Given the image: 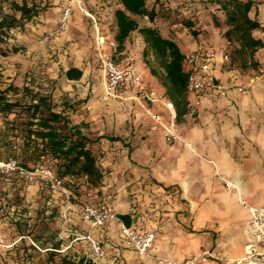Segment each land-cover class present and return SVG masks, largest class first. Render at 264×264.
Masks as SVG:
<instances>
[{
	"label": "crops",
	"instance_id": "obj_1",
	"mask_svg": "<svg viewBox=\"0 0 264 264\" xmlns=\"http://www.w3.org/2000/svg\"><path fill=\"white\" fill-rule=\"evenodd\" d=\"M154 1L149 0L147 6L152 8ZM186 1L188 10L184 13L193 16L194 25L201 27L197 37L187 28L181 29V24H174L171 32L157 19L151 22L148 16H132L140 27H156L164 37L176 41L183 54L200 46L216 51V80L228 86L255 83L247 92L232 87L227 96L203 97L199 105L195 104L197 96L186 92V111L177 119L176 107L174 111L167 110L135 90L108 96L105 74L98 71L99 81H95L90 67L76 60L75 55L73 63L62 72L65 81L87 86L82 129L92 138L96 135L94 139L100 137L94 148L100 146L104 153L99 163L104 173L102 200L118 214V218L102 226L92 227L84 221V233L105 241L107 255L100 264H157L156 257L185 260L215 244L218 247L213 249L222 255L240 258L248 239L249 218L242 199L253 205L264 203V81L258 78L259 71L264 70V0H238L251 3L248 16L260 24L252 35L263 46L253 53L224 35L227 14L221 4L226 0ZM167 2L177 6L180 0ZM86 3L95 10L106 33L120 44L115 17L116 9L122 7L120 0ZM80 13L86 15L83 10ZM83 15L75 13V22L80 18V28L86 27ZM86 31L82 30L83 35ZM228 40L230 58L225 60L219 51ZM76 45L80 44H71L70 51L75 52ZM91 45L97 63L93 37ZM119 50L120 61L132 58L148 86L168 97L164 69L139 29L128 35ZM70 67L83 70L82 77L69 79L66 71ZM94 89L100 94L93 95ZM151 110L163 116V124L153 130ZM88 124L90 128L84 129ZM164 128L172 129L177 138L166 142ZM231 181L237 186L228 188L227 182ZM136 212L144 214L147 225L156 233L150 256L130 247L121 234L120 216L129 215L132 221ZM85 259L91 260L90 255ZM219 263L210 258L197 264Z\"/></svg>",
	"mask_w": 264,
	"mask_h": 264
},
{
	"label": "rangeland",
	"instance_id": "obj_2",
	"mask_svg": "<svg viewBox=\"0 0 264 264\" xmlns=\"http://www.w3.org/2000/svg\"><path fill=\"white\" fill-rule=\"evenodd\" d=\"M14 1L22 3L24 0ZM26 1L29 6L36 4L39 14L31 21L24 22V25L11 30L0 29L1 88H11V92L19 95L28 88L33 94L51 96L58 110L66 107V113L72 122H80L83 126L86 101L83 96L87 86L65 81L62 72L73 63L75 58H72L75 55L76 60L81 59L90 67L92 78L99 81L91 45V19L80 13L81 9L76 0ZM71 1L74 11L68 25L63 29L60 18L64 6ZM87 6L91 13H95L88 3ZM176 7L179 9L181 6L160 8V16L157 18L160 26L170 28L171 32L174 24H181L180 20L188 16L175 9ZM75 13L83 15L85 28H80V18H77L79 22H75ZM5 15L19 18L20 12L14 11L10 2L0 3V21ZM180 28L184 29L182 26ZM85 29L87 31L83 35L82 30ZM85 39L87 43H84ZM78 43L80 45H76L77 50L70 51V45ZM85 44L86 48L82 49L81 46ZM14 48L19 50L14 52ZM74 91H77L75 97L72 96ZM93 91V95L97 93L95 89ZM110 105L107 103L108 107ZM154 124L153 121L151 130ZM88 128L90 124L84 126V129ZM164 130L165 128L162 136L170 143ZM94 150L100 163L104 155L102 148L97 146ZM10 159L1 161L7 162ZM40 166L42 165H37L32 170L25 169L26 173L18 168L9 172L0 171V264H78L81 258L85 259L91 253L90 243L78 238L76 231L79 234H84L85 231V222L80 211L81 202L86 199L102 200L104 196L99 191L100 186L87 185L85 179L80 178L77 181L78 186L70 187L62 183L60 188L54 190L50 174L42 172ZM101 240L105 245V241L102 238ZM57 243L60 244L59 248L54 247ZM217 247L216 244L213 245V248ZM219 264L227 262L220 261Z\"/></svg>",
	"mask_w": 264,
	"mask_h": 264
},
{
	"label": "trees",
	"instance_id": "obj_3",
	"mask_svg": "<svg viewBox=\"0 0 264 264\" xmlns=\"http://www.w3.org/2000/svg\"><path fill=\"white\" fill-rule=\"evenodd\" d=\"M10 2L14 11L20 12V17L5 15L0 21V29L11 30L24 25L39 14L36 4L29 6L26 0L19 3L14 0H0V3ZM122 7L115 11L118 26L117 39L122 44L128 35L136 29L143 34L153 53L164 69V85L168 97L175 103L177 119L186 111L187 75L183 70V57L176 41L164 37L158 28L153 26L140 27L132 15L148 16L151 22L160 16V8L170 6L167 0H155L152 8L147 6L149 0H120ZM158 3V7L156 4ZM186 0H180L175 9L180 12L188 10ZM183 6V8H182ZM227 14L228 29L224 35L228 39H236L251 49L253 53L263 42L252 35V31L260 28L259 22L248 16L250 2L226 0L221 4ZM164 16V15H163ZM193 16L188 14L180 20L182 27L197 37L200 26L194 25ZM119 44V45H120ZM14 48L13 51H18ZM83 70L70 67L66 71L69 79H80ZM82 125L73 123L66 113V107L57 109L53 98L47 95L33 94L28 88L22 94L11 92V88L2 89L0 85V160L14 158L18 166L32 170L37 165L48 167L64 184L78 186V179L84 178L91 186H101L104 173L99 166L94 144L100 137L94 139L85 133ZM69 182H72L69 183ZM100 191V190H99ZM86 199L81 202V206ZM102 201L97 200L95 202ZM126 224L131 223L129 215H121ZM59 243L55 248H59ZM69 262L63 263L68 264ZM75 264V262H71ZM78 264H95L92 260L81 258Z\"/></svg>",
	"mask_w": 264,
	"mask_h": 264
},
{
	"label": "built area",
	"instance_id": "obj_4",
	"mask_svg": "<svg viewBox=\"0 0 264 264\" xmlns=\"http://www.w3.org/2000/svg\"><path fill=\"white\" fill-rule=\"evenodd\" d=\"M76 1L79 8L91 19L93 41L97 54L96 65L98 71L103 72L106 76V94L108 96H116L121 92L135 90L146 100L160 102L167 110L174 111L175 103L166 95L158 94L148 86L142 73L136 69L132 58H127L125 61L118 59L120 52L118 41L106 33L96 13H91L87 8L86 0ZM73 11L74 6L72 1L64 6L60 18L61 28H66ZM230 45L231 41L228 40L226 46L219 51L225 60H229L230 58ZM216 54V51L203 46L184 54L182 65L187 75L186 92L197 96L196 105L200 104L203 97H225L232 87H235L240 92H247L255 84L228 86L217 81L213 74V64ZM259 73L260 76L258 78L264 81V70L261 69ZM150 114L155 123L152 126L153 129H156L159 124H163L161 112L151 110ZM164 135L169 141L177 138L176 133L170 128H165ZM15 168L20 169L22 173L27 172L24 168L18 166L16 159H10L7 162L0 160V171L9 172ZM39 169L44 173L50 174L51 186L54 190L60 188L63 181L56 177L50 169L45 168L43 165ZM227 186L228 188L233 187L230 182H227ZM243 205L249 212L247 220L248 239L244 245V253L240 258L231 259L222 255L218 250L207 249L182 261L156 257V263L197 264L213 258L219 261H226L227 263L264 264V203L253 205L244 200ZM81 218L92 227H96L105 225L109 221L118 218V214L107 201H86L81 206ZM121 234L130 247L142 255L150 256V250L156 240V233L147 225L144 214L136 212L130 224H126L121 220ZM78 238L90 243V258L94 263L100 264L106 258V248L100 240L95 239L90 233L78 234Z\"/></svg>",
	"mask_w": 264,
	"mask_h": 264
},
{
	"label": "bare ground",
	"instance_id": "obj_5",
	"mask_svg": "<svg viewBox=\"0 0 264 264\" xmlns=\"http://www.w3.org/2000/svg\"><path fill=\"white\" fill-rule=\"evenodd\" d=\"M230 183L232 184V186H235V187L237 186L236 182H232V181H231ZM243 202H244V200H242V203H243Z\"/></svg>",
	"mask_w": 264,
	"mask_h": 264
}]
</instances>
